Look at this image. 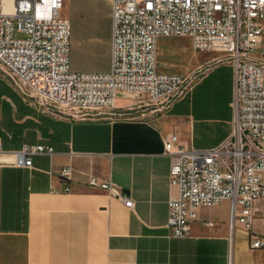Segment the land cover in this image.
<instances>
[{"label": "crops", "instance_id": "obj_1", "mask_svg": "<svg viewBox=\"0 0 264 264\" xmlns=\"http://www.w3.org/2000/svg\"><path fill=\"white\" fill-rule=\"evenodd\" d=\"M103 1V27L89 32L86 18L74 21L79 25L69 48L73 71L110 69L111 3ZM79 2L64 0L60 14L69 20L63 9ZM166 38L158 39V70L189 73L160 69L158 51ZM99 39L103 59L94 50ZM196 52L199 77L162 111L154 105L126 111L139 98L119 96L116 107L126 116L81 119L42 112L3 79L0 157L10 159L28 142L53 152L32 155L30 167L0 163V264H264V250L249 247L250 232L238 222L230 232V199L200 207L188 236L173 237L166 226L167 200L177 188L169 183L171 159L163 138L174 133L185 149H202L218 145L231 129L232 62L221 52ZM63 166L70 168L69 192L62 190ZM91 177L121 188L133 207L88 187ZM256 206L252 231L264 235L261 203Z\"/></svg>", "mask_w": 264, "mask_h": 264}, {"label": "built area", "instance_id": "obj_2", "mask_svg": "<svg viewBox=\"0 0 264 264\" xmlns=\"http://www.w3.org/2000/svg\"><path fill=\"white\" fill-rule=\"evenodd\" d=\"M109 1L110 69L85 72L69 67L70 23L60 14L64 0H0L4 79L42 112L81 119L126 116L116 107L119 96L139 98L126 111L147 105L162 111L199 77L198 70L159 71V38L184 36L194 51L225 52L233 67L228 136L202 149H185L174 133L163 138L164 154L171 159L169 183L177 188L167 200L166 226L173 237L188 236L200 207L230 199V232L238 222L250 232L249 247L264 250V235L252 231L257 203L264 216V0ZM52 152L51 146L41 143L24 145L10 159L0 157V163L30 167L32 155ZM59 174L62 190L69 192L70 168L63 166ZM86 185L109 191L128 208L134 205L111 182L91 177Z\"/></svg>", "mask_w": 264, "mask_h": 264}, {"label": "rangeland", "instance_id": "obj_3", "mask_svg": "<svg viewBox=\"0 0 264 264\" xmlns=\"http://www.w3.org/2000/svg\"><path fill=\"white\" fill-rule=\"evenodd\" d=\"M106 7L107 5L103 0H80L78 4L69 5L67 9H63V11L66 10L65 13L71 23V34L69 40L71 48L74 41V27L79 25V23H74V21H77L79 16L86 18V23H84V25L89 32H92L94 31V29L96 30V28H101L105 24V15L107 13ZM15 36H21V34L15 33ZM161 42L163 45L160 44L158 51V64L160 69H174L181 72L198 70V68L194 66L196 65V59L199 58V54L191 48L190 42L187 37H168L165 40H161ZM94 50L97 53L98 58L103 59L104 46L101 43V39H99V41H97V44H95ZM212 52H221L223 54H226L222 51ZM259 52L260 48L256 50V55H259ZM3 79L4 75L0 70V86L4 84ZM121 96L135 99L134 96ZM30 144V142L26 143V145Z\"/></svg>", "mask_w": 264, "mask_h": 264}]
</instances>
